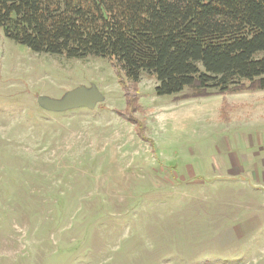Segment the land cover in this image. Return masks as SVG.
Instances as JSON below:
<instances>
[{"label": "rangeland", "instance_id": "rangeland-1", "mask_svg": "<svg viewBox=\"0 0 264 264\" xmlns=\"http://www.w3.org/2000/svg\"><path fill=\"white\" fill-rule=\"evenodd\" d=\"M90 85L94 110L36 102ZM156 85L141 74L133 124L107 58L36 53L0 28V264H264V90Z\"/></svg>", "mask_w": 264, "mask_h": 264}, {"label": "trees", "instance_id": "trees-1", "mask_svg": "<svg viewBox=\"0 0 264 264\" xmlns=\"http://www.w3.org/2000/svg\"><path fill=\"white\" fill-rule=\"evenodd\" d=\"M0 28L36 53L107 58L133 124L143 72L157 96L264 90V0H0Z\"/></svg>", "mask_w": 264, "mask_h": 264}, {"label": "water", "instance_id": "water-1", "mask_svg": "<svg viewBox=\"0 0 264 264\" xmlns=\"http://www.w3.org/2000/svg\"><path fill=\"white\" fill-rule=\"evenodd\" d=\"M104 100V96L94 85L89 87L78 86L66 91L58 99L45 96H37L36 98V102L42 110L52 113H63L79 108L94 110Z\"/></svg>", "mask_w": 264, "mask_h": 264}]
</instances>
